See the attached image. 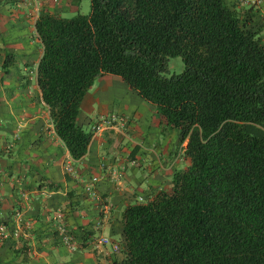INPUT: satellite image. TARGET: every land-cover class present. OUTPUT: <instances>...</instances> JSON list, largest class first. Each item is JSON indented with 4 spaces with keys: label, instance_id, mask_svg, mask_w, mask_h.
I'll use <instances>...</instances> for the list:
<instances>
[{
    "label": "trees",
    "instance_id": "obj_1",
    "mask_svg": "<svg viewBox=\"0 0 264 264\" xmlns=\"http://www.w3.org/2000/svg\"><path fill=\"white\" fill-rule=\"evenodd\" d=\"M44 14L38 85L75 160L92 133L81 105L103 75L122 78L188 139L170 191L127 206L118 264H264V44L225 0H90ZM185 70L167 77L168 62Z\"/></svg>",
    "mask_w": 264,
    "mask_h": 264
},
{
    "label": "crops",
    "instance_id": "obj_2",
    "mask_svg": "<svg viewBox=\"0 0 264 264\" xmlns=\"http://www.w3.org/2000/svg\"><path fill=\"white\" fill-rule=\"evenodd\" d=\"M81 1L0 0V224L7 227L0 264L120 263L125 208L170 191L174 174L190 165L180 155L188 139L182 142L153 104L108 74L85 96L78 124L92 133L102 118L126 117L129 135L106 128L82 159L70 155L38 85L43 45L36 22L44 14L68 18ZM246 1L225 0L264 44V6ZM62 229L72 246L62 242ZM104 237L119 250L100 244Z\"/></svg>",
    "mask_w": 264,
    "mask_h": 264
},
{
    "label": "built area",
    "instance_id": "obj_3",
    "mask_svg": "<svg viewBox=\"0 0 264 264\" xmlns=\"http://www.w3.org/2000/svg\"><path fill=\"white\" fill-rule=\"evenodd\" d=\"M25 2H29L30 0H24ZM248 4H253L256 6H264L263 0H247L246 1ZM112 127H119L122 132H124L126 135H129V123L128 119L126 117H116V116H111L107 118H102L99 120L94 126L92 130V139L95 136V134L100 133L106 128H112ZM186 153V149L181 148L180 150V155ZM180 157V156H179ZM67 170L70 173L74 172L73 167L71 164L67 166ZM98 179L95 178L94 182H97ZM89 191L91 190L90 187L87 188ZM139 202H143V199H140ZM7 235V227L5 224H0V238H5ZM60 235L62 236V242L68 246H72V237L70 234L65 233V231L62 229ZM100 244L102 245H112L115 251L119 250V246L117 244H113L111 239L108 237H104L100 240Z\"/></svg>",
    "mask_w": 264,
    "mask_h": 264
},
{
    "label": "rangeland",
    "instance_id": "obj_4",
    "mask_svg": "<svg viewBox=\"0 0 264 264\" xmlns=\"http://www.w3.org/2000/svg\"><path fill=\"white\" fill-rule=\"evenodd\" d=\"M91 12L90 0H82L79 11L74 15L67 16L68 18L74 17L78 14L88 15ZM185 70V64L181 57L171 58L168 62V72L165 74L167 77L174 74H181Z\"/></svg>",
    "mask_w": 264,
    "mask_h": 264
}]
</instances>
